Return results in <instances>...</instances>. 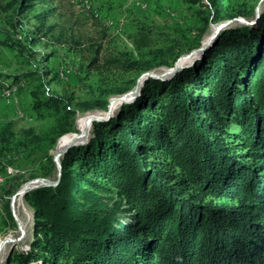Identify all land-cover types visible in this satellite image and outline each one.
Returning a JSON list of instances; mask_svg holds the SVG:
<instances>
[{
	"label": "trees",
	"instance_id": "trees-1",
	"mask_svg": "<svg viewBox=\"0 0 264 264\" xmlns=\"http://www.w3.org/2000/svg\"><path fill=\"white\" fill-rule=\"evenodd\" d=\"M49 1L14 3L20 14ZM211 5L201 12V34L233 18ZM114 65L142 74L160 64L125 53ZM48 95L34 107L74 115L67 98ZM232 119L243 129L248 162L227 140ZM66 133L41 144L54 148ZM61 163L57 186L25 195L36 240L20 264H264V12L256 24L224 32L194 67L147 79L133 103L115 119L94 122L89 144L70 148ZM106 193L128 203L131 222ZM6 212L14 221L11 201Z\"/></svg>",
	"mask_w": 264,
	"mask_h": 264
},
{
	"label": "rangeland",
	"instance_id": "rangeland-1",
	"mask_svg": "<svg viewBox=\"0 0 264 264\" xmlns=\"http://www.w3.org/2000/svg\"><path fill=\"white\" fill-rule=\"evenodd\" d=\"M213 1L215 8L233 18L252 20L261 0H201L199 4L191 0H50L33 8L26 7L20 14L14 0H0V80L21 78L19 85L0 84L3 88L0 95V244L18 231L17 217L12 221L6 212V204L12 196L32 180H57L59 171L54 158L58 141L69 134L83 136L78 129L79 119L101 114L96 116L100 120L90 121L87 140L74 147L88 145L94 122L115 119L125 104L135 101L120 102L119 98L134 88L143 73L116 68L117 58L130 53L144 63L160 64L153 70L156 75L170 72L181 57H188L186 54L209 42L211 37L207 43L205 40L215 24H210L201 34V12L212 10ZM43 15H46L44 21L40 19ZM236 22L223 29L198 58L182 70L202 60L224 32L251 26ZM4 42L10 45H3ZM142 42H146V46H142ZM243 88L249 95L251 88L247 85ZM34 93H38V97ZM48 94L67 98L74 115H60L46 105L40 110L35 108ZM105 100L108 107L101 109L99 106ZM112 102H117V106L110 111ZM66 131L69 133L59 137L54 148L41 144L42 139L57 137ZM227 131V140L236 145V154H244L245 137L239 121L230 120ZM6 151L9 155L2 157ZM67 151L60 155L61 160ZM245 155L244 160L248 162L249 155L247 152ZM37 187L30 189L40 188ZM105 196L112 198L111 206L121 205L118 214L121 220L132 221L125 200L116 193ZM25 202L31 214L30 230L24 242L10 248L12 252L8 257L14 252L11 264H20L19 255L31 252L36 240L35 210ZM43 235L40 233L38 237ZM8 257L3 264H8Z\"/></svg>",
	"mask_w": 264,
	"mask_h": 264
},
{
	"label": "bare ground",
	"instance_id": "bare-ground-1",
	"mask_svg": "<svg viewBox=\"0 0 264 264\" xmlns=\"http://www.w3.org/2000/svg\"><path fill=\"white\" fill-rule=\"evenodd\" d=\"M217 28H218V25H213L211 27V33L212 34L207 36V38L205 40L206 43H207L208 39L213 36L214 32H216ZM191 61H192V58H189V57L183 58L178 63V66L184 67V66L188 65L189 63H191ZM20 84L22 86V83H20ZM116 106H117V102H112V108L114 109ZM99 115H101V114H91V115H87L85 117L80 118L78 121L79 132H81L83 135H85V134L89 135L90 131H91V124H90L91 118L94 116H99ZM105 115H106V113L103 114V116H105ZM78 135L79 134H77V135L76 134H69V135L61 138L58 141V145H57V149L55 151V155L56 156L62 155L63 152L68 147V145H70V143H73L77 140ZM86 140H87V138L83 139V141H86ZM41 184H42V181H38V182H33L32 184L30 183V185H25L21 188V190L17 194L15 201H14V208L13 209L15 211L14 214H16L15 216L17 217L18 231L10 234L8 237H6L5 240L3 239L4 241L2 240V242L0 244V256L2 257L0 260V264L4 263L5 258L8 257V254L10 252V248L14 244L19 243V242H24L27 239L28 234H29V230H30L31 214L29 213L27 203L25 202V195L27 194L28 190L31 191L30 188L39 186Z\"/></svg>",
	"mask_w": 264,
	"mask_h": 264
},
{
	"label": "water",
	"instance_id": "water-1",
	"mask_svg": "<svg viewBox=\"0 0 264 264\" xmlns=\"http://www.w3.org/2000/svg\"><path fill=\"white\" fill-rule=\"evenodd\" d=\"M263 6H264V0H261L258 5L256 6L255 8V15H254V18L252 20H247L243 17H234L232 19H228V20H224V21H221L215 25H218V28L216 30V32H214L213 36L211 37V39L209 40V44L215 40L218 35L220 34V32L233 25L234 22L236 21H239L240 23H244V24H247V25H252L254 23H257L258 19L261 17L262 15V12H263ZM206 44V45H203L200 46L199 48L193 50L192 52H190L189 54H186V56H188L189 58H192V61H195L198 56L208 47L209 44ZM182 58V57H181ZM180 58V59H181ZM179 59V60H180ZM178 60V61H179ZM178 61L175 63L174 67L173 68H170V72L169 73H166V74H160V75H156L153 73V70L151 71H147V72H144L140 77L139 79L137 80V83L136 85L134 86L133 89H131L130 91H128L127 93H125L123 96H121L119 98V101L122 102V101H125V102H131V101H134V99L136 100V97L139 95V93H141V87L143 86L144 84V81L149 79V78H154V79H161V81H164L166 80L167 77H174L179 71H181L184 67H179L178 66ZM191 61V62H192ZM112 109V106L110 108V111ZM109 116H110V113H109ZM97 120H100V118L94 116L91 118V122L93 121H97ZM84 137V138H83ZM87 137V135H83V136H80L77 141L73 142V143H70V145H68V147L66 148V150L63 152V154L69 149V148H72L74 147L75 145L79 144L83 139H85ZM55 160V163L57 165V168H58V178L56 181H50L48 179H45V178H39V179H35V180H32L30 182H28L26 185H28L29 183L31 182H38V181H42L43 184L39 185L38 187H41V186H57L59 181H60V178H61V175H62V163H61V158L60 156H55L54 158ZM37 187V188H38ZM29 192V190L27 191V193ZM19 192H17L15 195L12 196L11 198V211H12V214L15 218V214H14V209H13V205H14V201H15V198L17 196ZM12 252V250L10 251ZM1 256H0V260H1Z\"/></svg>",
	"mask_w": 264,
	"mask_h": 264
}]
</instances>
